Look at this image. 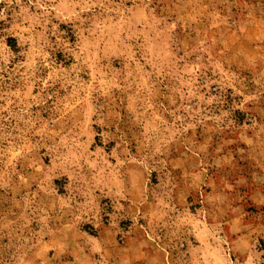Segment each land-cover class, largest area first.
I'll use <instances>...</instances> for the list:
<instances>
[{
    "label": "rangeland",
    "instance_id": "1",
    "mask_svg": "<svg viewBox=\"0 0 264 264\" xmlns=\"http://www.w3.org/2000/svg\"><path fill=\"white\" fill-rule=\"evenodd\" d=\"M0 264H264V0H0Z\"/></svg>",
    "mask_w": 264,
    "mask_h": 264
}]
</instances>
